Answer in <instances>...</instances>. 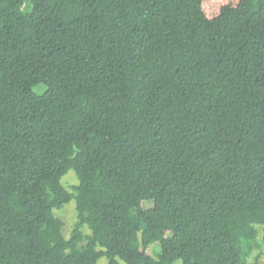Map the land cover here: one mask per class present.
Segmentation results:
<instances>
[{"label": "trees", "instance_id": "16d2710c", "mask_svg": "<svg viewBox=\"0 0 264 264\" xmlns=\"http://www.w3.org/2000/svg\"><path fill=\"white\" fill-rule=\"evenodd\" d=\"M201 1L0 0V264H259L264 0Z\"/></svg>", "mask_w": 264, "mask_h": 264}, {"label": "rangeland", "instance_id": "374dc122", "mask_svg": "<svg viewBox=\"0 0 264 264\" xmlns=\"http://www.w3.org/2000/svg\"><path fill=\"white\" fill-rule=\"evenodd\" d=\"M238 2V0H202L201 1V7L202 12L204 16L211 18L218 14L219 9L223 5H235ZM35 89H38V87H35ZM62 184L71 190V186L77 183L76 176L73 172V170H68L66 174H64L61 178ZM152 206L151 201H144L142 203V207L147 210ZM55 216L59 217L63 221V228L62 232L65 237H70L76 221V208H75V201L74 199L70 200L68 203L62 205L60 208L54 209ZM84 231L87 233L88 229L85 228ZM259 236L261 235V228L259 227ZM158 243H152L149 247H147L146 252L152 256L155 255V250H158ZM259 254L258 256V262L259 264H264V244H261L258 248L256 247L254 249L253 255L249 258L250 260H253V258ZM96 264H106V258L104 256H101ZM172 264H179L177 262H174Z\"/></svg>", "mask_w": 264, "mask_h": 264}]
</instances>
